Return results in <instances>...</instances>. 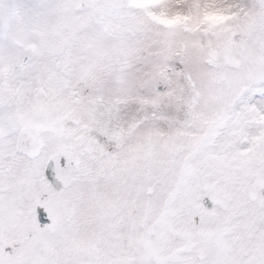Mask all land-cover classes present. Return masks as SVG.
Here are the masks:
<instances>
[{"label":"snow or ice","instance_id":"1","mask_svg":"<svg viewBox=\"0 0 264 264\" xmlns=\"http://www.w3.org/2000/svg\"><path fill=\"white\" fill-rule=\"evenodd\" d=\"M0 264H264V0H0Z\"/></svg>","mask_w":264,"mask_h":264},{"label":"rangeland","instance_id":"2","mask_svg":"<svg viewBox=\"0 0 264 264\" xmlns=\"http://www.w3.org/2000/svg\"><path fill=\"white\" fill-rule=\"evenodd\" d=\"M210 202V201H209ZM211 203V202H210Z\"/></svg>","mask_w":264,"mask_h":264}]
</instances>
